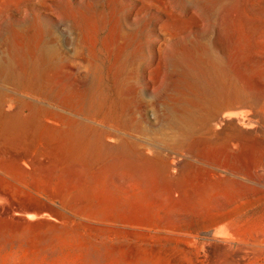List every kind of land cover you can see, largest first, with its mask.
Here are the masks:
<instances>
[{
  "label": "rangeland",
  "instance_id": "1",
  "mask_svg": "<svg viewBox=\"0 0 264 264\" xmlns=\"http://www.w3.org/2000/svg\"><path fill=\"white\" fill-rule=\"evenodd\" d=\"M0 264H264V0H0Z\"/></svg>",
  "mask_w": 264,
  "mask_h": 264
}]
</instances>
